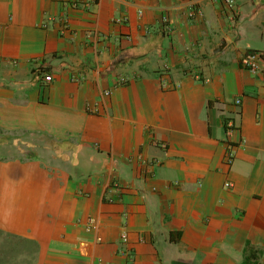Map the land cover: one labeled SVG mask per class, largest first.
I'll return each instance as SVG.
<instances>
[{"label":"crops","instance_id":"obj_1","mask_svg":"<svg viewBox=\"0 0 264 264\" xmlns=\"http://www.w3.org/2000/svg\"><path fill=\"white\" fill-rule=\"evenodd\" d=\"M83 1L0 0V264H264V0Z\"/></svg>","mask_w":264,"mask_h":264},{"label":"built area","instance_id":"obj_2","mask_svg":"<svg viewBox=\"0 0 264 264\" xmlns=\"http://www.w3.org/2000/svg\"><path fill=\"white\" fill-rule=\"evenodd\" d=\"M97 0H84L83 1V5L87 8H89L91 6L92 3H94ZM226 4L228 5V7L232 8L233 7V0H225ZM166 20V18L164 19V21ZM44 26L46 24H43ZM167 29H171V27L169 26V24L166 25ZM263 60V54L260 51L257 50H247L244 53H242V55L240 56V63L243 67L249 69L252 72H258L261 70L262 68V62ZM44 80L49 82L52 80V75L45 73L44 74ZM126 78H121V82H125ZM106 94L111 93L110 90H105ZM237 103L240 102V99L236 100ZM225 127L228 129L229 132H232L233 130H235L236 126L233 122L232 119H228L225 121ZM226 151H227V156H226V160L228 164H232L234 161V157H235V147L233 144H228L226 147ZM226 185H229V183H226ZM118 186V185H117ZM88 227L87 229L90 230L92 226H94L96 224L95 220L93 217H89L88 219ZM91 226V227H90ZM123 239L126 240L127 237L126 235H123Z\"/></svg>","mask_w":264,"mask_h":264},{"label":"trees","instance_id":"obj_3","mask_svg":"<svg viewBox=\"0 0 264 264\" xmlns=\"http://www.w3.org/2000/svg\"><path fill=\"white\" fill-rule=\"evenodd\" d=\"M256 256V251L250 250L249 253L246 254L245 260L239 264H255L252 259Z\"/></svg>","mask_w":264,"mask_h":264}]
</instances>
